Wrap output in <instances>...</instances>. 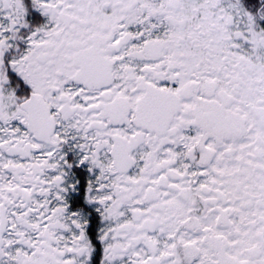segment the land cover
<instances>
[{"label": "snow or ice", "instance_id": "snow-or-ice-1", "mask_svg": "<svg viewBox=\"0 0 264 264\" xmlns=\"http://www.w3.org/2000/svg\"><path fill=\"white\" fill-rule=\"evenodd\" d=\"M0 264H264V0H0Z\"/></svg>", "mask_w": 264, "mask_h": 264}]
</instances>
